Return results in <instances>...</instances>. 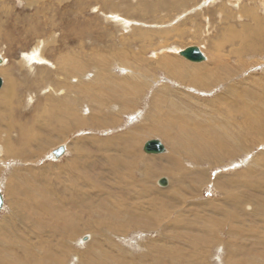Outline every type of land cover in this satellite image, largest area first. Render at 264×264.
Instances as JSON below:
<instances>
[{"label": "rangeland", "instance_id": "rangeland-1", "mask_svg": "<svg viewBox=\"0 0 264 264\" xmlns=\"http://www.w3.org/2000/svg\"><path fill=\"white\" fill-rule=\"evenodd\" d=\"M260 1L262 0H0V58L3 59V62L0 63V76L3 80L5 79L4 84L6 82V85L9 80L15 81L14 88L18 92V98H13V102L11 101L4 109L0 110V120L6 118L11 126L9 130L10 142L5 141L6 144L15 145L18 149L16 152H20V155L24 152L22 156L12 155L10 159L6 160L3 158V146L0 145V179L9 178L14 168H19L18 174L12 178L11 190L7 187L1 188L2 193L5 194L6 207L0 217V264H24L20 262V260H24V252L28 249L31 253L33 252L34 245L39 240L37 237L41 233L47 236V241L43 239L48 247L50 245L48 250L52 249L53 253L58 252L57 241L64 236L62 230L65 225L64 218H67L69 208H71V205L67 206L68 181L76 174L83 175L82 172L88 174L84 177L91 180V198L95 197L97 192L95 185H98L114 197L120 198L119 203L122 207L134 209L136 203L138 207L134 209L135 211L141 212L142 208H146L159 215L157 228L152 230L154 233L142 237L141 231L144 230H140V228L129 229L124 233L126 241L131 243V246L127 242L122 243L118 237L115 238L116 241L118 240L117 242H121L125 248L133 252L132 249H136L138 245L136 243H139V239L142 237V248L146 252H150L151 263L157 264L160 256L162 264H164L165 252L174 244L178 248L180 259H191L195 239L187 224L192 221V215H194L191 210L195 209L196 203L203 201L209 202L211 206L197 207V211L200 212L197 215H200L199 217L210 216L214 218L213 221L220 222L219 227L214 230L216 239L213 241L212 238V242L221 240L216 248L224 250L223 255H220L222 252L215 251L214 255L208 258V263L224 264L222 259L227 258L225 242L228 239L236 244V251L243 254V256L233 258L230 260L231 262L241 261V259L242 261L256 262L257 251L253 249L258 250V248H254L257 241L245 237H230L228 235L229 224L241 232L242 229L246 230L248 227L244 228L240 218L231 219L230 215L229 218L227 217V214L232 212L236 200L244 198L249 200V198L261 194L255 190H250L246 194L242 188L233 186V181L246 174L253 180L260 179L261 186L264 185L261 181L264 179V167L261 168L259 165L264 158V138H262L264 127L261 126L259 130L248 129L240 133L239 136L243 137L245 141L241 140L244 152L239 151V154L216 157L218 152L212 150L211 154L213 153L215 156L213 155L209 162L202 163L194 161V152L191 151L189 143H186L188 140L185 138L189 136L190 130L188 129L198 130L197 123L202 122V129H205L208 124L221 121L223 114L228 112L226 105L233 104L235 97L232 96H235L236 92L242 93L240 95L243 97L246 96L244 98L247 101L249 100L248 91L252 97L255 96L253 97L254 102L258 101L259 97L264 98L260 92V87L264 88V53L257 52L262 45L264 46V3L260 4ZM224 11L225 14H223ZM239 12L241 15L236 16L237 18L235 17L234 20V15H239ZM225 15L229 17H225ZM221 17L226 20L227 24H224ZM122 21L127 23L124 24ZM243 43L249 52V57L239 53ZM162 46L168 48V51H160L159 48ZM191 46L199 47L207 57V60L203 62H209L212 67L213 60L217 56L221 60L230 59L233 61V67L238 61L236 57H241L244 59L242 64H246V67L244 69L241 66V71L230 80H223V65L215 71L210 79L206 78L205 74L192 76L197 69L194 67H204L203 64L191 62L177 52ZM39 49L42 56L38 53ZM32 51L39 54L38 56L43 60H35L29 67L24 62V55ZM119 52L124 53L129 62L138 64L140 69L133 70L139 76L141 68L144 69V76H140L139 81L136 79V84L143 91L134 100V105L117 104L113 93L111 94L113 99H111L108 96L109 91L105 89V87L108 89L111 86L106 85L108 81L100 83L106 92L99 101L101 107L98 103L91 102L89 97L84 94H67L64 91V94L61 93L62 95H70L71 99L78 102L74 117L78 120L63 135L65 127L61 124L60 115L62 116V113H59L61 110L55 111L53 108L55 106H52L51 110L49 108L46 110L48 116L43 112L46 98L54 97V94L57 93L56 83L53 80L54 84L45 88V85L41 83L42 79L47 77V84H49L52 78L57 77L54 74L58 71L56 69L59 57L75 53L83 63L88 64V69L85 68L82 71L84 81L91 79L93 84H98L97 79L94 80L95 82L93 79L96 77L95 73L98 72L96 69L104 64L103 58L114 61L111 63L113 66L110 74L134 78L129 77L130 73H126L124 69L126 67L121 65L118 60L116 61ZM166 55L172 56L184 65L181 67L184 76H181L178 70L179 74L169 75L167 69L161 65V59ZM232 58L233 60H231ZM106 60L105 62L108 61ZM40 72L43 74H39ZM40 75L42 76L40 77ZM56 79L58 80V78ZM197 79L206 81L205 85ZM72 85L78 86L80 81L74 79ZM95 86L94 92L98 93L99 87ZM244 92L246 93L244 94ZM256 98L258 99L256 100ZM157 116L168 117L170 122L175 124L171 127L172 129L167 128L165 120V126H162L173 132L171 136L180 130L187 134H184L186 137L181 134L175 135V138H179L175 139L176 146H179L180 143L185 144L182 150L176 146L177 149H174L172 142L162 134L151 133L150 130L155 128L153 125L158 122ZM42 117L43 119H41ZM113 117L114 119L111 120ZM44 118L51 122L44 121ZM54 119L55 121H53ZM36 120L39 123L45 122L46 125L44 123L33 125ZM152 120H156V122ZM167 123L169 124V122ZM247 128L244 126V129ZM28 132L29 134H27ZM132 135L135 138V143L132 142V144L120 143L117 146L101 149L93 143L97 140L103 143V141L116 139L120 136ZM151 139L160 140L166 146V152L157 156L146 154L143 144ZM25 141L29 144L24 145ZM223 144H228V142ZM61 146H64L67 152L65 150V154L59 160L54 157L53 151ZM226 148L228 149V147ZM123 150H129L128 155L120 156ZM112 157H118L123 162L119 166L120 175L119 172L117 174L114 172L116 175L105 172L104 175L107 178H104V175L101 178L95 176L94 171H99L97 175L102 172L96 170L95 165L103 160L110 161ZM213 158H216V161H211ZM168 159L171 161H167ZM161 165H169L171 170L165 172L163 168H159ZM34 173L43 179L42 183L38 182L33 185L36 180ZM229 175L233 177L232 184L228 188H226L227 186L219 187V183L223 182L222 179ZM121 178L122 180L118 181ZM162 178L170 181L168 186L159 184V180ZM121 190H126V193L120 192ZM234 194L237 196L234 197ZM123 203L126 204L123 205ZM40 206H46L45 210L52 213H42V215L38 208ZM70 211L71 215L76 214L75 209ZM37 212L39 216L41 215L40 217H43L42 222L47 224L42 228L44 232L39 230L41 233L38 235L35 234V227L39 228L36 225L39 223L37 222ZM84 216L87 218L86 215ZM201 221L203 222L202 219ZM225 222L229 224L225 225ZM184 225L187 226V229L184 228ZM80 226H77V237L73 238L67 247V250L72 252L66 258L68 264L77 263L73 257L74 251L78 252L80 249L81 253L84 252L86 249L84 245L93 242L89 236L92 233L95 234L97 230L94 223L88 226L82 217ZM197 232L195 233L197 234ZM215 235L212 234V237ZM80 236L87 237V240L84 241L82 238L83 245H79ZM106 238L110 240L113 237L104 233L101 239L105 241ZM211 251L210 247L209 254ZM130 254L127 255L129 258H131ZM135 255L138 254L134 252ZM228 257L230 256L228 255Z\"/></svg>", "mask_w": 264, "mask_h": 264}, {"label": "bare ground", "instance_id": "bare-ground-1", "mask_svg": "<svg viewBox=\"0 0 264 264\" xmlns=\"http://www.w3.org/2000/svg\"><path fill=\"white\" fill-rule=\"evenodd\" d=\"M181 1H183V0H181ZM189 1H191V0H189ZM262 3H264L263 0L260 1V4H262ZM223 14H225V11H224ZM240 15H241V13L239 15L238 14L234 15L233 19L235 20V17L236 16L238 17ZM242 15H244V14H242ZM226 16L229 17L228 15H225V17ZM240 18H242V17H240ZM253 19L255 20L254 17H253ZM251 20H252V18H251ZM257 20L259 21L258 18H257ZM225 21L226 20H224V24L226 23ZM122 22H124V24L127 23L125 21H122ZM221 25H223V24H221ZM228 25H225V26L228 27ZM248 46H250V45H248ZM241 47H242V49L239 51V53L242 56L244 54L248 55L249 52H247V48L245 47L244 43H243V46H241ZM167 49L168 48H166L165 46H162V47L159 48L160 51H166ZM259 49L260 50H257L258 53H264V46L263 45ZM42 52H43V50H42ZM72 52H73V50H72ZM177 52L180 54L181 51L178 50ZM251 52H252V50H251ZM38 53H40V49L38 50ZM255 54H256V52H255ZM38 55L34 51H32L31 53L25 54L24 55L25 56L24 57L25 64L26 65L28 64L27 66L31 67L30 65L35 60L36 61H42L43 60L42 57H40ZM40 55L42 56L43 54L40 53ZM249 56L250 55H248V57ZM59 58L60 59L57 62L58 67L56 69L58 71L55 72V74H54L55 76H57L56 78H58V80L55 77L54 78L51 77L52 79H51L50 83L48 82L49 84H47V80H48V79H46L47 77H45V79L41 78L42 79L41 83H43V85H45V88L51 87L54 84V81H55L56 86H57V93L54 94V97H49L48 96L46 98V105L45 106L42 105V106L44 107L43 112L47 116H48V114L46 113L47 108H49L51 110V107L55 106V107H53L55 109V111H60L61 110V112H59V113H62V116L60 115V119H62V123L61 124L65 127L63 135H65V132H68L70 127L73 125V123L78 120V119L74 118L75 117V112L77 110L78 102L75 99H71L70 95H67V96L62 95L61 93H63L64 91H66L67 94H76V93L84 94L85 96L89 97L91 102H95V103L99 104V101L103 97V94H106V92L102 89L103 86L100 85V83H101V81H108L106 85H111L110 87H108V89L105 87V89L107 91H109V95L108 96H110V98L113 99L111 97V94L113 93L114 96H115L116 103L117 104L118 103H120V104L123 103L124 105H134V103H135L134 100L136 99V97L139 96V93H142L141 91H143L141 89V87L136 84V79L139 81L141 79L140 76H144V69L141 68V72H140V76H139L136 73V71H134L133 69H140V67L135 62H129L127 57H126V55L124 53L119 52L118 55H117L116 61L118 60V62L121 65L126 67V68H124L126 73H130L128 76L129 77H134L135 81H134V78L118 77L115 74H110V72H112L111 70H112V66H113V65H111V63L114 62V61H112L111 59L108 60L106 58L108 60L107 61L105 58H103L104 59V61H103L104 64H102L101 67H98L96 69V71H98V72L95 73L96 75H94V76H96V77H94L95 79H93V81L97 79V83L98 84H96V83L93 84L91 79H89V80L85 79V81H84V76H83L84 73H82V71L85 68L88 69V64H86L85 62L83 63L82 60L80 59V57L78 56V54L75 53L74 55H64V56L59 57ZM236 58L238 59V61H236L238 64L236 63L235 67H233V65H232L233 61H230V59L229 60H226V59L221 60V58L219 56H217L213 60V62H214L213 63L214 64L213 67L210 66L209 62H201L204 67H200V66L194 67V68H197V69L192 74V76L198 75V74H205L206 78L210 79L211 77H213L215 71H217L221 67V65H223V68H224V78H223V80H225V79H229L230 80L231 78H235V76L241 71V69H242L241 66L243 68L246 67V64H242L244 59H242L241 57H238V56ZM105 60L107 62H105ZM231 60H233V58ZM2 62H3V59H2ZM24 62H23V64H24ZM197 64H200V63H197ZM161 65H163L164 68L167 69L169 75H174L175 76L176 74L180 73L181 76H184V74H183V72L181 70L182 69L181 67L184 66V65L180 61H178L177 59L173 58L170 55H166L164 58L161 59ZM91 66H92V64H91ZM41 69H43V67H41ZM121 69H123V68H121ZM177 70H178L179 73H177ZM201 70H203V72H200ZM37 72H38V70H37ZM42 72H40L39 74H41ZM49 74H50V71H49ZM41 76L42 75H40V77ZM36 78H38V77H36ZM38 79H40V78H38ZM74 79L79 80L80 81V85H78V86L72 85V81ZM200 80L197 79V81H199V82H201V83H203L205 85L206 81L204 82V80H202L203 81L202 82ZM14 82L12 80H9L8 84L6 85V82H5L4 86L0 89V93H1V95H0V110L4 109V107L7 104L11 103V101L13 102V98H18L17 97L18 96V92L14 88ZM95 85H98V87H99V89L97 90L98 93L94 92V89H95L94 86ZM257 85H259V84L257 83ZM113 88H114V90H113ZM260 90H261L260 91L261 94L264 95V88L260 87ZM246 92H244V94ZM240 94L242 95V93H240ZM240 94H239V92H236L235 96H232V97H235V100H234L233 104L232 103L229 104V105H226L227 103L225 104L227 106L226 109H227L228 112H225L223 114L221 121L210 123V124L207 125V127L205 129H202V127H203L202 122L197 123V125H196V127L198 129L197 131L192 130V129H188V130H190L188 138H185L186 136L184 134H186V133L182 132L181 130L180 131L178 130L179 131L178 133H175L174 136H171V134L173 132L171 130H166L164 127H162L164 125V121L165 120H166L165 121L166 122L165 125L167 126V128L168 127L171 128V127L175 126L174 123L170 122L168 117L164 118V117H158L157 116L158 122H157V124L153 125L155 128L151 129L150 131H151L152 134H162L166 139H168V140H170L172 142V144L174 146V149L180 148L181 150L184 148L185 144L184 143L181 144L180 142H177L178 144L180 143V145L176 146L175 139L177 140L178 137L175 138V135H177V136H178V134L184 135L185 137L184 136L183 137L188 140V142H186V143H189L191 151L194 152L193 155H195V156L194 157L192 156V157L194 158L195 162H199V161H201V163L204 162V161L209 162L210 161L209 159L212 158L213 155H214L213 153L211 154L212 150H215V151L218 152L216 157H218V156H223L224 157V155H234L235 153L239 154V151L240 152H242V151L244 152L245 149L242 147V143H241V140H243L244 138L239 136V135H240L241 132H244V131H246L248 129H253V130L257 129V130H259V128L261 126L264 127V98L259 97V100L254 102L253 101V97H255V96L253 95V97H252V95H250L249 91H248V95L246 94L248 96V99H249L248 100L249 103H248L247 99L244 98L246 96L243 97ZM230 96H231V94H230ZM217 98H219V97H217ZM257 99L258 98H256V100ZM222 100H223V98L221 99V101ZM113 104H115V103L113 102ZM37 106H39V105H37ZM56 106L58 107V109H56L57 108ZM100 107H101V105H100ZM49 109H48V111H49ZM37 112L39 113L40 111H37ZM241 112H243V113H241ZM44 114H43V116H44ZM57 115H58V112H57ZM8 116H10V115H8ZM37 116H39V115H37ZM50 118H53V117H50ZM41 119H43V117ZM45 119L46 118H44V121H46V122L50 121V120L47 121ZM113 119H114V117L111 120H113ZM8 120H9V118H8ZM53 121H55V119ZM154 121L156 122V120H154ZM167 122H169V124ZM37 123H39L38 120H36L33 125H35ZM42 123L45 124V122H42ZM42 123H39V125L42 124ZM30 124H31V122H30ZM30 124H28V125H30ZM111 124H113V123H111ZM48 125H49V123H48ZM157 125H159V126H157ZM244 126L248 127V128L244 129ZM10 128H11V126H10V123L7 122V119L6 118H2L0 120V145L3 146V148H2L4 150V154H3L4 157L3 158L6 159V160L10 159V156H12V155L22 156V154H24V152H22L21 155H20V152H16V150H18V149H16L15 145H13V144L7 145L6 144L5 141L10 142V139H9V138H11L10 133H9ZM52 128L55 129L54 127H52ZM29 129H31V128H29ZM44 129H46V128H44ZM24 130H25V128H24ZM61 132H63V131H61ZM5 134H6V136L4 137ZM27 134H29V132ZM59 135L61 136V133H59ZM31 137H32V135H31ZM25 138H27V137H25ZM262 138H264V136H262ZM16 140H18V139H16ZM187 140H183V141H187ZM183 141H181V142H183ZM224 141L228 142V144H223V143H226ZM132 142L135 143V138L133 137V135L132 136H128V137L120 136V137H117L116 139H112V140H109V141H107V140L103 141V143H100L97 140L96 142H93V143L96 146L100 147L101 149H105V148L113 146V145L117 146L120 143H130V144H132ZM190 143H192V144H190ZM28 144L29 143L27 141L24 142V145H28ZM249 144H251V143H249ZM143 145H145V144H143ZM231 146L235 147V148H232ZM218 147H220V148H222L224 150H222V149H220ZM226 147H228V149ZM25 148H27V147H25ZM65 150H66V148H65ZM207 150H208V152H207ZM246 150L248 152V148ZM50 152H52V151H50ZM66 152H67V150H66ZM128 153H129V150H123V153L120 156H122V155L126 156V155H128ZM157 155H160V154H149V156H157ZM260 155H263V154L260 153ZM254 157H256V156H254ZM17 158H19V157H17ZM24 158L26 159L25 156H24ZM24 158H22V159H24ZM56 159H58V158H56ZM60 159L61 158H59V160ZM214 160L216 161V158H213V160H211V161H214ZM167 161H171V159H168ZM142 162H143V160H142ZM156 162H158V161H156ZM120 163L122 164L123 162H121L120 159H118V157H112V159L110 161L103 160V161L99 162L97 165H95L96 166V170L97 169L101 170L103 173L100 171L101 174L97 175V173H99V171H97V172L94 171L93 174L95 176H98L99 178H101L104 175L105 172H111L112 174H114V172H116V174H117V172H119ZM259 165L261 166V168L264 167V158H262V163H259ZM14 166H16V165H14ZM127 166H129V165H127ZM159 168L160 169L163 168V170L165 172L171 170V167L169 165H166V166L165 165H161V167H159ZM7 170H8V168H7ZM146 170H148V169H146ZM9 172H11V170ZM18 172H19V168L15 167L14 171L11 172L12 175L9 176V178H4V179L1 178L0 179L1 180L0 190H1V188H4V187L5 188L7 187L9 190H11V188H12V186H11L12 185V178L14 176H16L18 174ZM120 172L118 173L119 175H120ZM158 172H159V169H158ZM82 173H83V175H77L76 174L73 178H71L68 181L69 184L67 185V190H68V192H67V196H68V198H67V206L71 205V208H69V212H68L67 218H64L65 225L63 224L64 227L62 229L64 231V236L61 237L57 241V245H58L57 251L58 252L57 253L56 252L53 253L52 249H51V251L48 250L50 248V245L48 247V245H46L45 241H44V239H46L47 236H44L45 234L39 232V230L43 231L44 230V229L42 230L43 226H46L47 224L45 225L42 222L43 221V217H40L41 215L39 216V213L37 212L38 213L37 222H39V223L36 224V225L39 226V228H41V229H39V228L35 227V234L37 233L36 235H38V233L39 234L41 233L37 237V238H39L38 243H36V245H34L35 247H34L32 253H31L30 249H28L27 251L24 252V255H25L24 260H20V262H22L24 264H68L66 258L72 252L68 251L67 247L69 246L70 241L73 238L77 237V226L78 225L80 226V219L82 217L83 220L85 221V223L88 226H91L94 223L95 224L94 227L97 228V230H96L95 234L92 233L91 236H89L90 240L93 241L92 242L93 244L91 243L89 245H84V248H86V249H84V252H82V253H81L80 249L78 250V252L74 251L73 257H74V259H75V261L77 263H81V264H153L150 261V252H146L142 248L141 240H142V237L144 235H147V234H150V233H154V231H152V230L157 228L156 225L159 222V218H160L159 215L150 212L146 208H142L141 212L135 211L134 209L138 207V204H136V203H135L136 207L134 209H132V208L130 209V208L125 207V206L122 207L120 205V203H119V199L120 198L118 199V197H114L106 189H103V188H101L98 185H95V188L97 190V192L95 194V197L91 198V189H90L91 180L89 178H87V177H84V176H87L88 174H84V172H82ZM116 174H114V175H116ZM34 176H35L36 180L34 181L33 185L37 184L38 182L39 183L43 182V179L41 177L37 176V173H34ZM222 177H221V179H222ZM104 178H107V176L104 175ZM232 178L233 177L231 175H229V177L227 176V178L226 177L223 178L222 179L223 182L219 183L220 184L219 187L227 186L226 188H228V186L232 184ZM121 180H122V178L119 179L118 181H121ZM216 180L218 181V179H216ZM261 181H262V184H264V179H262ZM168 182H170V181L168 180ZM119 183H121V182H119ZM233 186L242 188L245 191L246 194L248 192H250V190H255V191L261 193L260 195H258L256 197L249 198V200L245 199V198L242 199V200H236L235 201V207L233 208L232 212L227 210V211L230 212V213L227 214L228 215L227 217L229 218V215H230L231 219L234 218L235 220L240 218L241 219L240 222L244 225V228H246V226L248 227L247 228V229H249L248 232H247V229L246 230L242 229V232H241V231L237 230L233 225L229 224L228 222L224 223L225 225L226 224L230 225V226L228 225V227H229L228 228V235L230 237H233V238L245 237V238L252 239L253 241H257V244L255 245L254 248H258V250L253 249L254 251H257V260H256L255 263L254 262H248V261H242V259H241V261L235 260V261L231 262L230 260H232L233 258H238L240 256H243V254L241 252L239 254L236 251V244L233 243L230 239H228L225 242V247H226L225 251H226L227 258H223L222 262L224 264H264V261H262L264 259V225H263V222H264V185L261 186L260 179L253 180L248 175L243 174L240 177H237L233 181ZM125 191L126 190H121L120 192L126 193ZM1 192H2V190H1ZM166 192H168V191H166ZM155 193H157V192L155 191ZM225 193H226V191H225ZM3 195H5V194H3ZM233 196L236 197L237 194H234ZM160 197H162V196H160ZM231 200H233V199H231ZM88 201H90V202H88ZM157 201H159V200H157ZM91 203H93V204H91ZM124 204H126V203H123V205ZM152 206H155V204H152ZM195 206H196L195 209L191 210L192 214H194V215H192V221L188 222V224H187L189 226L188 229H190L193 232V234H194L193 238L195 239L194 240V250L191 252L193 254V256L191 257L190 260L180 259V254L178 253V248H177L176 244H174V246L172 248H168L166 250V252H165L166 258L163 261L164 264H209L208 263V258L210 256L214 255L215 251H218V253L222 252V253H220V255H223L224 250L222 248H216V246L219 244V241H221V240L218 239L217 242H215V243L212 242V238H213V241H215V239H216V235L214 234L216 231H214V230H216L217 227H219L220 222L213 221L214 218H212L210 216L204 215L202 217H199L200 215L199 216L197 215L198 213H200L199 211H197V209H196L197 207H200V208L203 207V206L204 207H210L211 204L209 202H207V201H203L201 203H196ZM5 207H6V203L4 204V207H3V209L0 212V217L3 214V212L5 211ZM38 208L40 209V213L41 214L42 213H44V214L52 213V212H49V211L45 210V209H47L46 206H40ZM123 208H124V210H122ZM74 209L76 210V214L71 215V211L70 210H74ZM84 215H86L87 218H84L85 217ZM47 216L49 217V215H47ZM222 217H223V215H222ZM60 218H62V217H60ZM200 218L203 220V222L201 221ZM224 218H225V215H224ZM48 219H50V218H48ZM60 221H62V220H60ZM54 223H55V220H54ZM57 224H59V223H57ZM197 225H199V227H197ZM47 227H49V226H47ZM138 228H140V230L142 229L144 231H141L142 232V235H141L142 237H140L139 235L136 234L138 237H140L139 243H136V245L138 244L136 246V249H132L134 251L131 252V251H129L127 248H125L122 245L123 242H127L128 245L131 246V243L126 241V237H125L124 233L129 231V229H138ZM184 228L187 229V226H185ZM59 230H61V229H59ZM195 232H197V234ZM104 233L110 234L113 238L110 239V240L106 238L105 241L102 240L101 237H102V235ZM118 233L121 234V235L120 236L117 235ZM212 234L215 235V236L212 237ZM126 235H128V234H126ZM116 237H118L119 240L122 243L121 242L120 243L117 242L118 240L117 241L115 240ZM225 237H223V238H225ZM82 238H84V237L80 236V238H79L80 241L78 240L79 245H83L84 239L82 241ZM93 238H94V240H93ZM42 241H44V243H42ZM46 241H47V239H46ZM210 247L212 248V251L209 254ZM143 251H144V253H143ZM134 252H136L138 255L134 256ZM129 253H131L130 254L131 258H129L127 256ZM228 255L231 258L228 257ZM73 257H72V259H73ZM158 258L159 259H158L157 264H162V258L160 256ZM220 260H221V258H220Z\"/></svg>", "mask_w": 264, "mask_h": 264}, {"label": "water", "instance_id": "water-1", "mask_svg": "<svg viewBox=\"0 0 264 264\" xmlns=\"http://www.w3.org/2000/svg\"><path fill=\"white\" fill-rule=\"evenodd\" d=\"M180 55L194 63H200V62L207 60V57L205 56V54L197 46H191V47H188L182 50L180 52ZM1 62H2V59L0 58V63ZM3 85H4V80L0 76V89L3 87ZM143 150L146 154H162L166 151V147L160 140L151 139L145 143ZM63 154H65L64 146H61L60 148L53 151V155L58 159L61 158ZM159 184L161 186H167L168 180L165 178H162L161 180H159ZM4 204H5L4 195L0 190V212L4 207ZM84 240H87V237H84Z\"/></svg>", "mask_w": 264, "mask_h": 264}]
</instances>
